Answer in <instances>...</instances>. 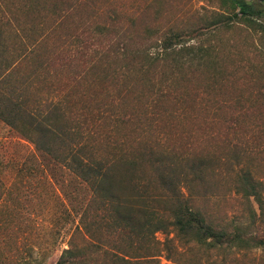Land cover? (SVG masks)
<instances>
[{
  "label": "rangeland",
  "instance_id": "1",
  "mask_svg": "<svg viewBox=\"0 0 264 264\" xmlns=\"http://www.w3.org/2000/svg\"><path fill=\"white\" fill-rule=\"evenodd\" d=\"M246 1L259 11L253 25L264 24V1ZM224 10L222 0H0V72L7 61L22 59L9 78L0 79V108L12 107L15 101L23 110L17 116L20 129L0 117V264H57L92 195L86 181L37 144V132L25 133L20 126L28 113H49L57 95H74L72 125L78 115L92 124L91 132L101 130V112L114 105L117 118L130 115L125 123L107 126L118 141L142 147L153 142L179 158L204 155L224 162L240 153L256 177L264 180V36L245 20L209 33ZM59 13L68 16L57 18L54 14ZM182 30L198 31L188 44L215 46L212 53L220 75L213 78L204 68L186 70L175 92L180 99L168 96L155 108L147 104V97L139 99L140 75L131 79L129 70L121 75L126 72L121 70L124 61L112 52L108 63L96 62L86 74L96 61V51L122 38L129 48L139 49ZM78 36L87 49L75 52ZM33 41L38 44L30 53L26 46ZM26 54L29 57L24 58ZM215 79L217 84L209 89ZM139 114L150 119L159 114L160 119L152 121L153 131L144 129L147 121L138 122ZM232 117L240 134L224 138ZM84 131L90 133L86 126ZM45 138L61 150L62 142L54 139L58 137ZM232 170L224 166L212 177L211 186L217 188L210 191L213 195L191 197L206 215L245 226L249 214L235 194ZM203 188L198 187L201 193ZM257 224L247 231L264 237V213ZM156 237L163 248L156 264H264V246L208 250L181 239L173 227Z\"/></svg>",
  "mask_w": 264,
  "mask_h": 264
},
{
  "label": "trees",
  "instance_id": "2",
  "mask_svg": "<svg viewBox=\"0 0 264 264\" xmlns=\"http://www.w3.org/2000/svg\"><path fill=\"white\" fill-rule=\"evenodd\" d=\"M222 3L225 10L215 17V26L209 33L216 34L219 29L231 27L235 21L245 20L264 36V24L253 25L259 15L253 4L246 0H222ZM54 15L62 19L68 16L67 13ZM197 32L171 31L154 45L139 49L129 48L127 40L122 38L102 52L97 50L96 61L86 70V74L96 62H107L112 52L114 57L124 61L121 70L125 69L126 72L121 75L129 73L128 70L131 79L132 75H140L143 92L138 97H147V104L155 108L168 96L176 99L180 97L175 92L179 82L186 78L183 74L186 70L204 68L213 78L216 74L220 75L218 60L213 58L214 45L186 43ZM75 41V52L87 49L82 37L78 36ZM36 44L37 41L31 42L26 50L34 53ZM1 45L0 32V53ZM27 57L29 55H24V58ZM18 60L22 61L16 59L6 62L5 69L2 68L0 72L1 80L11 76ZM214 83L217 84L216 79L211 82L209 89ZM2 96L0 90V99ZM73 96L57 95L50 102L49 113L40 116L28 113L20 125L25 133L37 132V144L65 163L73 173L87 182L92 191L69 247L63 251L57 264H156L163 250L156 234L166 232L171 227L181 239L208 250L264 246V237L247 231V228L258 225L264 213V180L256 177L240 153L222 162L214 156L204 155L179 158L162 152L153 142L145 147L138 143L130 146L125 140L118 141L112 128L107 129V126H114L112 122H127L130 115L119 114L120 118H117L114 105L104 107L100 116L102 129L91 132L92 124L78 115L71 124V107L76 109ZM22 114V104L15 101L12 107L0 108V117L19 129L20 120L17 116L21 117ZM156 115L150 119L139 114L137 120L140 123L147 121L144 129L151 132L152 121L160 119ZM215 115H218L217 111ZM65 120L67 124H64ZM84 126L90 133H85ZM226 131L222 135L224 138H231V133H239L235 117H232L231 124L228 122ZM46 136L58 137L54 139L55 142H62L61 150L50 144ZM144 137L147 138L146 135L141 138ZM224 166L234 171L235 194L239 195L249 214L250 221L245 226L233 221L222 223L212 215H206L200 206H194L192 195L208 197L216 192L217 188L211 186V180ZM199 186H204V194L198 189ZM78 239L84 240L82 244ZM98 256L105 258L106 262L100 261Z\"/></svg>",
  "mask_w": 264,
  "mask_h": 264
}]
</instances>
